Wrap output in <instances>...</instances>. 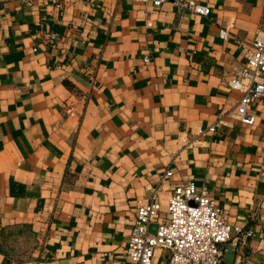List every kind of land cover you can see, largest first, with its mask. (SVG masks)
<instances>
[{
	"label": "crops",
	"instance_id": "crops-1",
	"mask_svg": "<svg viewBox=\"0 0 264 264\" xmlns=\"http://www.w3.org/2000/svg\"><path fill=\"white\" fill-rule=\"evenodd\" d=\"M196 1L209 12L1 0L0 264H134L138 199L155 190L165 215L185 180L251 229L231 264H264V100L246 123L229 85L264 0ZM168 253L155 247L153 264Z\"/></svg>",
	"mask_w": 264,
	"mask_h": 264
},
{
	"label": "built area",
	"instance_id": "built-area-1",
	"mask_svg": "<svg viewBox=\"0 0 264 264\" xmlns=\"http://www.w3.org/2000/svg\"><path fill=\"white\" fill-rule=\"evenodd\" d=\"M160 5L166 0H133ZM1 2V0H0ZM178 8L207 14L209 6L196 0H174ZM225 35V30L221 31ZM50 43L54 32L46 33ZM244 62L234 72L229 85L242 91L237 114L246 123H253L255 116L247 110L251 100H264V24L259 26L250 39L243 41ZM145 54L143 61H149ZM167 168L163 174L171 175ZM160 203L156 191L147 198L138 199L129 232L127 257L134 264H153L155 247L168 249L170 264H228L222 260L224 245L232 238L249 236L250 228L238 222H230L221 206L205 185L185 180L174 186L167 202V212L158 216ZM158 216L156 227L150 224Z\"/></svg>",
	"mask_w": 264,
	"mask_h": 264
},
{
	"label": "water",
	"instance_id": "water-1",
	"mask_svg": "<svg viewBox=\"0 0 264 264\" xmlns=\"http://www.w3.org/2000/svg\"><path fill=\"white\" fill-rule=\"evenodd\" d=\"M236 246H237L236 238H233L225 243L222 254V260L225 263L231 264L233 262L236 253Z\"/></svg>",
	"mask_w": 264,
	"mask_h": 264
}]
</instances>
